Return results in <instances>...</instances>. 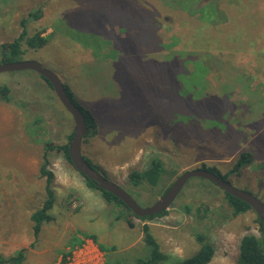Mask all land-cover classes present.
<instances>
[{"label": "rangeland", "instance_id": "1", "mask_svg": "<svg viewBox=\"0 0 264 264\" xmlns=\"http://www.w3.org/2000/svg\"><path fill=\"white\" fill-rule=\"evenodd\" d=\"M33 12L40 17L28 18ZM26 17L27 36L40 32L48 41L39 48L23 41L21 60H36L53 71L96 117V133L82 143L83 154L119 184L151 158L162 160L167 171L156 185H121L140 206L151 205L178 174L203 164L227 173L233 186L264 202V0H0V44L18 36L20 20ZM206 17L213 22L203 21ZM144 30L150 32L152 45L141 40ZM175 50L201 53L197 60L182 55L180 70L172 71L193 98L221 102L219 83L227 74L240 75L239 70L246 89H229L217 119L194 114L193 102L187 104L190 114L163 113L168 108L160 107L159 92L170 96L172 86L150 62L141 73L137 56L160 60L161 53ZM209 54L218 60L206 62ZM166 66L172 69V63ZM119 71L135 91L136 104L118 115L115 103L125 95L115 84L124 78ZM0 83L10 88V99H0V254L7 257L24 249L21 264H89L93 257L96 264L107 258L110 264L117 258L126 264L144 257L142 221L133 218L138 226L133 229L116 220L120 207L89 188L55 147L69 142L73 120L53 89L31 69L0 72ZM99 93L112 99L105 105L108 121L101 119ZM135 105L144 117L139 125L131 120ZM243 152L251 161L230 172ZM44 155L54 174L53 219L35 239L30 215L45 199V178L39 174ZM166 210L146 221L169 257L161 264L193 254L199 247L196 234L214 246L208 264H238L239 238L258 233L255 212L233 216L223 190L202 177L190 178Z\"/></svg>", "mask_w": 264, "mask_h": 264}, {"label": "trees", "instance_id": "2", "mask_svg": "<svg viewBox=\"0 0 264 264\" xmlns=\"http://www.w3.org/2000/svg\"><path fill=\"white\" fill-rule=\"evenodd\" d=\"M200 11L202 14L204 13V9ZM40 15L41 14H39L38 12L37 13L33 12V13L28 14V18L30 17V18L35 19V18L40 17ZM28 18L26 17L20 20V25L22 29L20 33L18 34V36L13 38L11 41L3 42L0 44V63L21 60V55L24 53V50L22 49L23 41L26 43L28 47H31V48H39L43 46L44 44H46V42L48 41V37L41 36L40 32H35L32 36H27L25 25H26V21ZM202 19L203 21L205 20L210 23L213 22L211 21V19L207 17L202 18ZM140 34L145 37L141 39L142 41L144 40L143 42L145 43V45L146 44L152 45L153 38L148 30H144V32L140 31ZM130 54H131V51H130ZM139 54L142 58L145 56L142 51H140ZM200 54H197V51H193V50L169 51L166 53H161L160 60L154 59L156 62H153L154 60H152V58L139 59L138 58L139 55L137 56V63H138L137 67L141 66V64L142 65L146 64L147 62L152 63L153 70L155 69L157 72L161 71L160 77L165 76L166 82L170 85V87L172 86L170 88L172 92L170 96L166 94L167 92L163 93V92L158 91L160 95L159 96L160 100H158V98H155L158 100L160 107L166 106L168 108V109H163L162 110L163 113L165 112H167V114L173 113V116H175L179 114V112H183V110H185L187 114H190V110L187 107V104L192 105V102H193V105L197 108L196 113L194 114L200 113L202 115H205L203 117H210V118L217 119V117L220 114V110L223 107V103L227 102V95H228L229 89H231V91H233L235 88L242 89V90L246 89L247 84L242 83V77H240L241 75H244V73L239 70L238 73L240 72L239 73L240 75L235 76L234 78H229V74H227V77H225L219 83L218 89L224 92L222 94V96H224V99L221 102H218L219 100H216L212 97L193 98V93L191 95L190 93L185 92L187 90L182 89L181 83L175 78L177 74L173 75V72H172L173 67H174V70L176 69L180 70V64H177L178 63L177 61L181 59L182 55H184L185 57H187L188 55H194L193 59L197 60L199 59L198 57ZM217 58H218L217 56L209 54L208 56L205 57V61L207 62L208 60H210V62L213 63V60H218ZM171 63H172V69L170 70V67L168 68L166 64L171 66ZM147 67H148L147 65L146 66L143 65V69L141 68L140 72L142 73L144 70L147 69ZM133 72L136 73L135 71ZM174 73L176 72L174 71ZM120 75L122 76L124 75V73L121 74L120 72ZM41 77L51 87L48 80L43 76ZM153 78L154 77L150 75L149 79L152 80ZM120 80L117 81L115 84L118 90L120 92H124L125 95L123 97H120L115 103L117 107L115 111H118V112L114 114H118V115L120 111H123L125 107H128V104L130 103L136 104V97L132 93L135 91H132V88L129 87L126 75H124V78L121 81ZM63 85H64L67 95L74 102V104L82 111V113L85 116V122L88 128L87 133L84 136L83 142H82V143H85L87 136L94 135L96 133V130H97L96 117L91 110L79 104V102L76 100V97L74 96L73 91L66 83H63ZM9 93H10L9 86L6 84L0 83V99L3 101H8L10 99ZM130 93L132 97H130ZM166 96L171 98L169 102ZM96 98L100 99L99 102L97 103L102 112L101 119L103 121L104 120L108 121L109 112L107 111V108L105 105H108L107 103H110L108 102V100H112L111 97H108L106 95H103L102 93H99L96 96ZM142 115L143 113L140 112L139 106L135 105L133 109L131 110V120L133 121V125H135V123L139 125L140 119L141 120L144 119ZM212 120H215V119H212ZM71 136H72V133L69 135V139L71 138ZM67 144L68 143L64 145L55 146V147L62 149L64 157L72 165L69 159V155H68ZM52 147L53 146H49V148H52ZM82 155L85 161L88 162L91 167L98 170L103 176L109 178L99 167L93 164L92 161L83 154V151H82ZM250 161H251V156L248 152L241 153L238 156V158L235 160L230 172H236V173L239 172V169L242 168L244 165L248 164ZM47 165H48V158L46 155H44L43 162L39 168V174L41 177L45 178V184H44L45 199L43 200V202L41 203L39 207L35 208L32 211L30 215V220L32 221L33 235L35 239L38 237L41 231L42 225L45 222H48L53 219V216L50 214L49 211L52 208L54 199H55L54 190L52 188V181H53L54 174L51 170L47 168ZM201 167L206 168L216 173L223 179H227L228 177L227 173L221 174L215 167H206L204 164L201 165ZM166 171L167 170L164 167L162 160L158 157H153L150 159V161L148 162L147 166L144 169L131 170L123 176L122 178L123 181L122 182L120 181L121 184H119L118 182L116 183L119 184L120 186L124 183L126 184L129 183L133 186H137L143 183L156 185L161 180V178L166 175ZM174 173H175L174 171L170 172V174H174ZM82 177L84 178L85 183L89 188H94L101 192V195L106 202H111L114 205L120 207L118 212L115 215L116 220L122 219L130 228H133V229L138 228L133 218H137L142 221V225L139 228V230L142 233V241L147 246V254L144 257L138 256L137 258H133L130 262L126 264H161L169 258L168 255L160 249V245L158 241L156 240V238L150 231L149 224L146 222V221L152 220L155 217L165 215L167 213V210H162L158 213L150 214L146 216H137L130 209H128L127 207H124V203L120 199L115 197L113 194L97 187L95 183L92 180L88 179L86 176L82 175ZM165 190L166 188L164 189V191ZM223 192H224V196H225L227 203L232 208L233 216L243 213L247 211L248 209H251L249 204L246 203L245 201L229 194L228 192L224 190ZM256 221L258 222V228H257L258 233L257 234L245 233L239 238L238 256H237L238 264H264V225L259 220L257 215H256ZM86 236L90 237L94 241L96 240V236L94 235H86ZM196 239L199 242L198 249L193 254L187 257L176 259L177 261L173 262L172 264H208L211 261L213 254H214L213 244L207 239V237L201 234H196ZM99 246L101 249H104L100 244ZM111 249L115 250L114 247H111ZM24 251H25L24 249L18 250L15 252V254H12L7 257L0 254V264H21L23 263L26 257ZM118 260L119 259L117 258L115 264H124V263H120ZM105 264H110V261L108 258Z\"/></svg>", "mask_w": 264, "mask_h": 264}, {"label": "water", "instance_id": "3", "mask_svg": "<svg viewBox=\"0 0 264 264\" xmlns=\"http://www.w3.org/2000/svg\"><path fill=\"white\" fill-rule=\"evenodd\" d=\"M24 69H31L45 77L60 103L70 113L73 120V129L72 136L67 144V149L73 167L82 175L92 180L97 187L110 192L120 199L124 203V207L130 209L135 215L146 216L166 210L173 204L174 199L186 182L190 178L196 176L212 181L222 190L248 203L264 225V202L261 199L247 190L233 186L227 179H223L216 173L202 167L184 170L172 180L166 190L151 205L146 207L140 206L122 186L112 181L110 178L103 176L98 170L91 167L90 164L85 161L81 149L83 138L88 130L85 116L67 95L60 78L53 71L47 69L36 60H15L0 63V72Z\"/></svg>", "mask_w": 264, "mask_h": 264}, {"label": "built area", "instance_id": "4", "mask_svg": "<svg viewBox=\"0 0 264 264\" xmlns=\"http://www.w3.org/2000/svg\"><path fill=\"white\" fill-rule=\"evenodd\" d=\"M96 251H97V248H95V249H92V252H96ZM92 259H93V264H96V263H95V257H93ZM92 259H91V258H89V260H88V263H89V264H91V262H90V261H92Z\"/></svg>", "mask_w": 264, "mask_h": 264}]
</instances>
